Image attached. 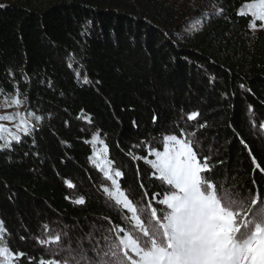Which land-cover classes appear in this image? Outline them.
Here are the masks:
<instances>
[{"label":"trees","instance_id":"1","mask_svg":"<svg viewBox=\"0 0 264 264\" xmlns=\"http://www.w3.org/2000/svg\"><path fill=\"white\" fill-rule=\"evenodd\" d=\"M252 2L196 0L184 18L162 0L0 3V89L7 90L0 96L18 91L42 116L32 137L0 151L2 238L27 254L16 264L61 259L38 242L48 238L45 225L79 251L124 223L106 206L104 179L90 164L93 133L135 199L149 190L145 204L166 186L150 180L156 175L141 157L151 159L163 136L181 129L210 163L224 161L217 177L226 174L245 195L256 190L255 178L264 192V173L252 162L264 168V29L252 32L251 17L239 12ZM194 111L200 115L188 120Z\"/></svg>","mask_w":264,"mask_h":264},{"label":"snow or ice","instance_id":"2","mask_svg":"<svg viewBox=\"0 0 264 264\" xmlns=\"http://www.w3.org/2000/svg\"><path fill=\"white\" fill-rule=\"evenodd\" d=\"M247 7L255 18L250 27L256 28L255 21L264 22V0H254ZM223 11L221 8L213 15H222ZM75 76L82 79L84 85L91 83L80 71ZM6 91L0 89V92ZM15 96L11 103L19 107L22 104L20 93L17 91ZM199 115L194 111L187 119L192 121ZM17 117L19 122L15 127L23 137H32L38 127L37 124L30 126L28 118L37 122L42 120L41 115L28 111L0 116V121H13ZM206 126L207 121L199 125L200 128ZM259 127L264 129V123ZM5 132L10 133V130L0 124V151L13 150L15 144L23 142L21 135L12 133L5 140ZM180 136L185 138L164 135L163 151H155V159L141 157L158 173V177L150 176V180L158 179L159 187L166 186L165 192L154 193L153 201L147 204L144 199L149 190L146 189L137 201L131 188L122 185L124 172L113 167L114 160L108 158V147L105 145L98 152L94 151L89 160L111 182V189L103 187L106 206L124 223L104 230L101 239L92 246L90 257L82 246L79 251L71 244L65 246L62 234L52 235L45 225L48 238L38 242L48 246V251L61 259H41L39 264H81L82 260L86 264H264V192L259 190L255 178L252 184L256 190L250 189L245 195L241 186L229 183L226 174L217 177L216 166L224 161L210 163V157L198 152L196 141L183 129ZM92 140L95 141L96 136ZM252 162L264 173L255 157ZM68 187L73 185L69 183ZM144 187L141 184V188ZM85 202L83 197L75 201L77 205ZM153 203L158 206L154 207ZM5 231V224L0 220V233ZM26 256L24 252L10 250L8 242L0 237L2 264H13L14 259ZM34 259H29L28 264Z\"/></svg>","mask_w":264,"mask_h":264},{"label":"rangeland","instance_id":"3","mask_svg":"<svg viewBox=\"0 0 264 264\" xmlns=\"http://www.w3.org/2000/svg\"><path fill=\"white\" fill-rule=\"evenodd\" d=\"M15 1H22V0H0V3H4V2H15ZM162 1H164L166 4H169L176 11H178L183 16V18L188 15V13L190 12V10H192L194 8V6H195L194 4L196 3V0H162ZM248 4H250V3H248ZM248 4H245L240 9L239 12L242 15H249L251 17L252 21H254L255 18H253L251 16V13L248 10V7H247ZM255 23H256V28H251L250 27V29H251L252 32H257L259 29H264V27H262V25H264V22H262V21H255ZM15 98H16L15 96H0V116H4V115H14L17 112H19V113H27L28 112V110L26 109V107L23 105V102H22V104L19 107H17L16 105H14V104L11 103V101L13 99H15ZM28 120H29V125L30 126L33 125V124H35L37 122V121H35L32 118H28ZM18 122H19V120H18V117H17L13 121H0V124H4V126L7 129L10 130V133H12V134H19V135L23 136V133L19 132L16 129V127H15L16 123H18ZM10 133L9 132H5L3 134L5 140H7V139L10 138ZM93 136H96V140L95 141L92 140V137ZM92 137H91V139L89 141L90 146H91V149H92V155L91 156H93L94 151H97L98 152L100 149H102L105 146V144L100 139V137L98 136V134L93 133L92 134ZM178 138H185V137L178 136ZM160 143H161V150L160 151H163V143H164L163 138L161 139ZM154 152L155 151H152L151 152V159H155ZM90 164H91V166L95 170H97L101 174V176H102V178L104 179V182H105V186L104 187H109L111 189V182L108 181L107 178L103 177V174L99 171V169H97L95 167V165L93 164V162L91 160H90ZM152 170L155 173V170L154 169H152ZM155 175H156V177H158V173H155ZM117 179H119V178H117ZM2 236H3L2 233H0V237H2ZM93 245H94L93 243H92V245L90 244L87 247V248L90 247L89 249L84 248V249L88 250L89 257L93 255V253L91 251ZM76 246H78V245H76ZM78 247H80V246H78ZM16 260L17 259H14L13 264H16ZM84 262L86 264V261H84ZM0 264H2V258H0Z\"/></svg>","mask_w":264,"mask_h":264}]
</instances>
